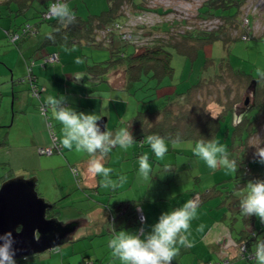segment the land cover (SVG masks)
Listing matches in <instances>:
<instances>
[{
	"label": "rangeland",
	"instance_id": "1",
	"mask_svg": "<svg viewBox=\"0 0 264 264\" xmlns=\"http://www.w3.org/2000/svg\"><path fill=\"white\" fill-rule=\"evenodd\" d=\"M205 1L206 0H141L142 4H140V6L151 7L150 12L145 13L147 23H155L157 25H160L163 22L168 23L171 27H173L171 29V34L174 39L177 40L180 37L179 34L184 32V30L190 31L193 27H206V29H211L219 25L216 23L217 21L214 18L203 20V18L198 17L197 9ZM65 2L75 15L83 17L89 14L99 13L106 9L109 5L108 0H65ZM121 5H129V7H131L128 0H123ZM122 6L120 8L121 11H123ZM35 7H37V5H33L26 12V17L28 18L27 23L32 24L38 20L36 16L32 17L31 15V12L34 11ZM158 7L163 10V14H159L154 10ZM240 10V28L244 29V33L251 39H235L227 44H224V42L220 40H215L203 44L202 46L200 45L198 48H194L195 51H193L192 54L184 52L180 53L171 46L172 55L170 64L173 71L172 76H167L161 81L162 85L165 86L155 88V81L152 80H148L146 84H143L144 80L147 79L145 75H143L139 81L134 80L125 82V87L120 90L119 93L122 97H127L128 109L126 113V105H123L121 113L126 117L128 115V118L130 119L136 111H143L144 109L152 110L163 106L165 105V102H170L169 100H171V98L169 99L167 97L174 89H176V93L186 90L188 87L195 84L199 77H208V75L211 76L214 72H217L221 63L226 64L229 62L233 69L250 73L254 77L257 76V69H264V36H262V34H264V0H247L245 4L241 6ZM6 14L7 11H2L0 15V176L8 170L13 173V175H36V190L38 194L48 203H50V201L51 203L54 202L56 198L60 199L58 202L59 213L57 214V220L61 222L76 221L77 219L70 218H72L73 215H77V212L79 213L80 211H92L94 202L98 199L97 196L99 195L96 192L92 193V191L89 192L84 190L82 186L77 185L69 167H67V170L64 166L56 167L54 170L42 169L41 161L43 162L44 160L49 165L51 164V160L57 154L50 156L40 155L39 152L35 150L34 145L31 144L25 146L24 148L18 149L17 147L20 143H30L36 133V129L38 128L37 122L34 121L32 123V121H28L27 114L32 113L33 111L34 113L38 111L35 114H40L43 118L44 114L41 110L36 111V103H34L31 99L34 96L31 95L30 91V95H28V91L25 89L24 83L16 82L17 78L22 77V74H27V63L28 60L29 63L31 60L29 52L31 54L35 51H33L30 47L31 40L27 41V39H24L21 42H12L10 40L9 35L5 33L4 24L9 25V18ZM139 15L141 14L136 16L137 23L143 19V17L140 18ZM14 17L17 19L16 24H20L23 17L21 15ZM182 20L186 21V24L182 25ZM37 25H42V32L40 33V38L42 39L44 37L43 29L49 30L50 25L46 21ZM229 30L231 38H236L241 33V31L235 27ZM19 31H21V29H19ZM103 39L105 43L109 42L105 37H103ZM124 48L126 52L132 50L131 45H126ZM60 50H65L71 53L72 51H78L75 55L77 58L80 56L81 61L78 60L79 62L77 61L74 64H67L65 66L68 71H73L74 68H85L86 60L88 64H91L94 60L104 61L107 58L109 59V49L103 46L81 43L72 47V49L60 47ZM84 55L86 57H84ZM127 62L128 60L114 61L109 68V71L123 68L118 71L124 75L128 64ZM49 65L50 63L43 65V63L39 62V67L41 69L42 67L44 68V75L48 74L46 73V69L49 70ZM126 78L128 79L127 75ZM114 81L116 83L121 82V78L118 77V79L116 78ZM50 84L56 85L54 81H51ZM12 88L16 91L14 92L15 94L13 93ZM221 88H224V86H221ZM116 94V91H113L112 95ZM246 94L249 97V103L252 99L250 90L246 91V93L245 91H242L241 98L234 105L241 108L243 105L242 100ZM104 95L107 96L106 93H104ZM103 102L106 103V100ZM113 102H115V100H113ZM99 105L100 103L98 106ZM68 108L75 111L74 106H69ZM209 109L213 115H215L218 111V108H216L215 104L213 105L212 103ZM97 112L95 114H97ZM111 112L112 116L109 122V130L113 133V135H115V133L122 126V120L117 119L120 115L119 105L118 107H112ZM253 112V107H251L245 112V114L253 116ZM79 113L82 112L79 111ZM92 114H94V112ZM48 116L50 119L52 118V122L55 124L54 129L57 131V121H55L50 113H48ZM101 116L103 115L98 117ZM236 120L237 117L232 113H228L224 116V118H221L215 139L226 147L230 156H233L238 163V170L236 174L229 171L228 177L235 175L247 176L246 174L250 173L251 175H257L256 177H258L259 180H264V163L258 162L259 158L255 155V148L259 146L264 147V121L261 122L257 130L251 134L247 143L244 141L245 145L241 147V140H235L232 137L234 136V132L237 131L236 134H239V130L244 129L245 127L244 125L236 127ZM118 126L119 128L117 130L111 131L114 127ZM123 127H125V125H123L122 128ZM157 128L158 127H154L152 124L148 126L149 131L152 133L157 131ZM133 129L134 127L131 126L129 131L133 132ZM242 136L244 140L246 135L241 134V137ZM41 141L43 142V139H41ZM131 146L138 148V143H136V145L132 144ZM74 150L75 151L70 153L72 158L79 155L75 147ZM122 150L123 148H119L118 150H116L115 147L112 148L113 160H121L123 158ZM149 162H151V160H149ZM156 171H159L158 167ZM62 172L64 174L63 176H61ZM70 175L72 178H70ZM222 176H224L223 178H228L224 174H222ZM246 179L248 180V178ZM71 182L75 187L70 188L69 191L65 188L66 186L62 187V184L68 185ZM231 184H233V180H230L229 178L226 179L225 186L228 187ZM227 187L223 188L222 191L231 188L230 186L228 188ZM239 188L240 191L244 190V185ZM154 191L159 192V189L156 187ZM82 193L85 195V198L83 199H81ZM113 194L114 192H108L105 196V200L111 196L113 201ZM235 195L238 196V193ZM210 202L216 204V197H212ZM225 208L226 212H230V209L227 208V206ZM230 213L232 214V211ZM233 215L239 216L240 214L234 212ZM91 217L92 218L89 220L94 219V217H96V213L92 212ZM254 220H259V218L253 216L250 220L237 219L233 222L234 224L232 223L233 225L231 224L232 230L234 233H237L236 235L239 237L240 233L238 232L241 229L240 224L243 225L244 229L249 230L248 228H252ZM90 229L91 225H85L81 227L80 232L78 233L75 231L69 232L68 237L63 241L64 243H61L62 245L60 244L55 248L38 254L19 258L15 260L14 263L7 264H88L87 262L93 261L92 259H95L96 256L100 255L106 248L104 238L105 233L98 235L94 233L91 234L89 232ZM261 233L262 232L258 234L261 235ZM237 251H240V249ZM62 256H64V258ZM238 261L239 263H242L243 260L238 259L232 261L231 263H236ZM207 262L205 260V263ZM196 263H199L198 260H196ZM205 263L203 262L202 264Z\"/></svg>",
	"mask_w": 264,
	"mask_h": 264
},
{
	"label": "crops",
	"instance_id": "2",
	"mask_svg": "<svg viewBox=\"0 0 264 264\" xmlns=\"http://www.w3.org/2000/svg\"><path fill=\"white\" fill-rule=\"evenodd\" d=\"M49 2V0L46 1V4ZM33 5H37L34 11L31 12L32 17H35L38 10L43 9V4L34 2ZM12 16V14L11 16H7L9 18V25L4 24L5 30L8 29L9 31H12L10 29L16 24L17 19ZM41 27L42 25H39L36 33L30 34L25 38L27 41L31 40L30 47L35 51L31 54L29 52V56L34 61L31 68L32 72L37 81H39L38 83L45 90L40 96L41 101L47 103L48 97H52L53 93H55V98L60 101L61 106H67V108L69 106H74L75 112L77 113L81 111L84 114H92L93 112L95 114L98 111L95 115H103L101 116V119L97 121L101 132H110L109 122L112 116L111 109L112 107H118L119 105L120 115L117 119L122 120V126L125 125L126 127L130 124L129 128L133 126L135 129L136 125L133 121L136 113L131 116L130 119L128 118V115L126 117L121 113L123 105H126V113L128 109L127 97H122L119 93L120 90L125 87V82H127V71L124 75L118 71L123 68L110 71L109 69L98 71L95 74V79L97 81L100 79V82H97L95 85L81 84L82 75H89L88 66L103 60H94L91 64H88L86 60L85 68H74L73 71L76 72L68 71L65 68L67 64H74L78 60L81 61L80 56L77 58L75 55L78 51H72L71 53L44 44V37L42 39L40 38V33L42 32ZM47 31L48 29H43V33H46ZM50 52H57L58 59L57 61L50 63L48 67L49 70L46 69V73L48 74L44 75V68L41 69L39 67V62L43 61V58ZM84 57L86 56L84 55ZM23 76L24 74H22V77ZM118 77L121 78V82L116 83L114 80L116 78L118 79ZM89 80L90 77H88L87 80H84V82ZM51 81H54L56 85L50 84ZM24 85L25 89L28 91V85L26 83H24ZM12 90L13 93L16 92L13 88ZM113 91H116L117 94L112 95ZM104 93H106L107 96H105ZM28 95H30L29 91ZM171 96H173V91L168 97L171 98ZM110 97H112V99L109 100ZM31 99L36 103V111L39 110V101L35 97ZM104 100H106V103L103 102ZM113 100H115L116 103L113 102ZM99 103L100 105L98 106ZM105 104H107V107H105ZM35 113L33 111L32 113H28L27 116L28 121L30 120L32 123L34 121L38 123L36 133L30 143H20L19 146L17 145L18 149L24 148L30 144L35 147L47 145L49 143L44 124L46 117L43 118L40 114ZM49 113L52 115L51 110ZM57 123L58 133L57 131L55 132L58 136L59 143L61 144L62 152L57 154L51 160V164H47L46 166L51 170H54L59 166H64L66 170L67 167H75L78 172V177L80 178L79 186H82L84 190L89 192L92 191V193L96 192L99 195L97 196L98 199L94 202L92 211H80L79 213L77 212V215H73L72 218H70L77 219L76 225L73 229V231L77 233L80 232L81 227L88 224L91 225V229L89 230L91 234L94 233L98 235L105 233L104 238L106 248L100 255L96 256L95 261L99 262L95 263H123L113 256L112 250L108 246L109 240L116 234L113 229L115 231L124 230L134 234L150 232L152 226L158 221L161 213L181 207L189 200H194L198 204L196 217L190 222L191 234L189 240L193 246L191 248L179 247L178 255L173 259L172 264H197L196 260H198V264L205 263V260L206 262L208 261L205 264H222L223 259L229 260V263L227 264L256 263L255 260H248L240 255V251L237 250L239 249V243H241L242 240H238V238H236L237 233H234L232 228H229L230 226L228 227L230 219L228 216H230L231 213L225 211L226 204L223 202L222 192L224 191H222V189L227 187L225 186L226 179H230L232 176L228 177L229 170L223 167H219L216 170L209 169L202 159L195 156L192 147L195 146L197 141L192 139L172 141L164 138L163 135H160L161 137L163 136L165 143L168 146V152L163 159H157L155 157L151 148L146 143V137L144 134L140 139H134L135 142L138 143V148L135 146H129L127 149L122 150L123 158L121 160H113L111 150L104 160V166L112 170L110 179L119 182L121 177L125 178L123 184H120L116 189H111L101 186L103 182L102 176L97 175L94 177L88 171V161L90 157L86 152L78 151V156L73 158L70 156V153L75 151V145H73L71 150L63 147L61 143L62 125H60L58 121ZM53 125H55L54 122ZM118 128L119 126L114 127L111 131L117 130ZM135 133H137L136 135H139L138 131ZM153 134L157 133L153 132ZM132 136L134 137V135ZM41 139H43V142ZM174 142L176 143L175 147H173ZM136 143H133V145H136ZM115 148L118 150L120 147L116 146ZM145 154L148 155L149 160H151V181L145 180L139 174V158ZM232 157L230 156L231 159ZM157 167L159 168V171H156ZM166 168H171V170L167 172ZM222 174L228 178H223L224 176H222ZM63 175L62 172L61 176ZM72 176L70 175V178H72ZM65 186H67V191H69L70 188L75 187L72 182L68 185L62 184V187ZM156 187L159 189V192L154 191ZM108 192H114L113 201L111 196L105 200V196ZM212 197H216V204L210 202ZM83 198H85L84 193H82L81 199ZM92 212L96 213V217L89 220L92 218ZM139 213L143 214V221L138 219ZM111 215L114 216L112 221H110ZM250 219H252V217L249 218V220ZM263 225L264 224L260 221L254 220L252 228H248L249 230L246 231H255L256 238L258 236L262 237L263 234L261 233L260 235L258 232L263 229ZM62 257L64 258V256ZM238 259L243 260L242 263H239V261L231 263Z\"/></svg>",
	"mask_w": 264,
	"mask_h": 264
},
{
	"label": "trees",
	"instance_id": "3",
	"mask_svg": "<svg viewBox=\"0 0 264 264\" xmlns=\"http://www.w3.org/2000/svg\"><path fill=\"white\" fill-rule=\"evenodd\" d=\"M46 1L48 0H1L0 15L2 11H7V16H11L12 14V17L20 15L23 17L20 24L13 25L12 29H10L12 31L7 29L5 33L9 35V37L18 34L15 39L10 38V40L12 42H21L27 37L26 35L37 32L39 27L37 24L46 21L50 25V29L43 34L44 44L52 48L60 49V47H67L72 49V47L81 43L107 47L109 49V59L95 62L88 66L90 81H96L95 74L98 71L108 70L114 61L128 60L126 67L127 81H139L141 77L145 75L147 79L144 80L143 84H146L148 80H152L155 81L154 87L160 88L165 86L162 85L161 81L167 76H172L173 68L170 64L172 55L171 46L180 53L192 54V52L195 51L194 48H198L200 45L202 46L203 44L215 40H220L224 42V44H227L235 39H251L244 33V29L240 28L241 24L239 23V16H241L240 8L247 0H206L197 9L198 17L203 18V20L214 18L219 25L215 24L217 26L211 29H206V27H193L190 31L184 30V32L179 34L180 37L177 40H175L171 34V29L173 27L168 23L163 22L157 25L155 23L150 24L146 22L145 13L150 12L151 7L140 6V4H142L141 0H128L131 7H129V5L122 6L121 3L123 0H108L109 5L107 8L99 13L89 14L85 17L74 14L76 17L75 22L69 25H65L53 17L43 16V13L47 11L50 4L55 0H49L50 2L48 4H46ZM34 2L43 4V9L38 10L36 14L38 20L30 24L27 23L28 18L25 13L33 6ZM121 6L123 11L120 9ZM154 10L159 14L164 13L159 7ZM138 14H141L139 17H143L144 19L137 23L136 16ZM181 23L184 25L186 21L182 20ZM233 27L241 31L236 38H231L230 36L229 29ZM19 29H21V31H19ZM127 34L130 36L128 37ZM262 36H264V34H262ZM103 37L109 42L105 43ZM126 45H131L132 50L126 52L124 48ZM52 53H56L58 59L57 52H50L43 58V61H41L43 65L55 62L46 61ZM33 62L32 59L30 63L28 60L27 74L21 78H17L16 82L26 83L28 85V91L39 101V110H41L42 107L45 108L44 112H41L44 114V117H46L45 128L48 133L49 143L43 146H35V150L39 152L40 148L50 147V153L39 152V154L45 156L60 154L62 152L61 144L54 130L53 122L48 116L51 105L40 99V96L45 90L38 83L39 81H37L32 72L31 68ZM262 71H264V69ZM212 75H208V77H199L195 84L184 91L176 93V89H174L173 96H171V100H169L170 102H165L163 106L152 110L144 109L143 111H137L133 121L136 128L133 129V132L130 131L131 134L134 135L133 139H140L143 134L146 138L152 135L153 133L148 129V126L152 124L154 127H158L155 132L158 135H163L164 138L168 140L178 141L192 139L199 141L202 138L206 140H215L220 119L224 118L226 114L232 113L233 106L241 98L242 91L244 92L247 86L252 85L255 91L252 106L254 114L253 116L243 114L241 119L236 123V127L244 125L245 131L240 128L239 134H236V131L232 137L235 140H241V147L245 145L244 141L247 143L251 134L254 133L259 124L264 121V78H260L258 75L254 77L250 73L235 70L229 62L226 64L221 63L219 70ZM98 82H100V79H98ZM221 86H224V88H221ZM33 92L37 94L33 95ZM52 97H55V93H53ZM211 103L213 105L215 104L216 108H218L215 115L210 112L209 107ZM136 131H138L139 135H136ZM51 134L54 135L55 140H52ZM241 134L246 135L244 140ZM232 159L235 158L232 157ZM41 163L42 169H48L46 166L47 163L44 160L43 162L41 161ZM70 171L74 176L73 179L76 184L79 185L80 178L78 177L77 169L75 167H70ZM246 175L247 176L235 175L230 177V180H233V184L229 185L231 188H228V186V189H225L222 194L223 202L226 204L227 208L230 209V212L232 211L231 216H229V228H232L231 224L237 219L249 220V218L253 217H246L241 214L239 199L238 196L235 195L240 191L239 187L245 186L247 182L251 180L258 179V177H256L257 175H251L250 173ZM11 176H13V173L9 170L5 171L0 176V183ZM246 178H248V180ZM59 201V198H56L52 203L50 201L51 207L46 211L47 217L58 218ZM234 212L240 215H233ZM113 219L114 216L111 215L110 221ZM240 227V235L236 238L244 241V250L241 251V256L250 260L257 242L256 232L246 231L242 224H240ZM262 228L263 229L259 230L262 231V237H264V225ZM67 237L68 235L66 238ZM92 260L93 261L87 263L105 264L95 263L99 262L95 261L96 259ZM14 262L15 260L8 263Z\"/></svg>",
	"mask_w": 264,
	"mask_h": 264
},
{
	"label": "clouds",
	"instance_id": "4",
	"mask_svg": "<svg viewBox=\"0 0 264 264\" xmlns=\"http://www.w3.org/2000/svg\"><path fill=\"white\" fill-rule=\"evenodd\" d=\"M48 15L65 25L74 23L76 19L65 0H55L48 10ZM257 75L264 78V71L257 69ZM47 104L51 105L53 118L62 125L63 147L71 150L75 145L76 151L88 154L90 157L88 171L94 177L97 175L103 177L102 187L116 189L123 184L124 177H121L119 182L110 179L112 170L104 166V160L112 148L119 146L127 149L136 143L129 131V124L113 135L108 131H100L97 121L101 117L95 114L77 113L61 106L60 101L55 97H48ZM146 143L157 159H163L168 152L165 139L158 134L147 136ZM175 146L174 142L173 147ZM255 149V155L259 158L258 162L264 163V147L259 146ZM192 151L195 156L205 162L209 169L216 170L223 167L233 174H236L238 170L237 161L231 159L226 147L214 139H200L192 147ZM170 170L171 168H166L167 172ZM139 174L145 180L151 181V165L146 154L139 158ZM238 199L242 215L256 216L264 224V180L247 182L244 190L238 191ZM197 207L196 201L189 200L181 207L161 213L158 221L147 233L134 234L113 229L116 234L108 244L113 256L123 264H172L173 259L178 255L179 247L193 246L189 240L190 222L196 217ZM250 258L255 260L256 264H264V237H257L255 249ZM8 259L7 251L0 249V261L6 262Z\"/></svg>",
	"mask_w": 264,
	"mask_h": 264
},
{
	"label": "water",
	"instance_id": "5",
	"mask_svg": "<svg viewBox=\"0 0 264 264\" xmlns=\"http://www.w3.org/2000/svg\"><path fill=\"white\" fill-rule=\"evenodd\" d=\"M90 74H83L81 84L95 85L96 81H85ZM252 99L248 103L247 94L241 108L233 106L232 114L236 123L253 106L254 87L247 86ZM37 176L13 175L0 183V249L6 250L9 259L0 264L38 254L60 245L69 232L73 231L76 221L61 222L46 216L51 207L36 190Z\"/></svg>",
	"mask_w": 264,
	"mask_h": 264
},
{
	"label": "built area",
	"instance_id": "6",
	"mask_svg": "<svg viewBox=\"0 0 264 264\" xmlns=\"http://www.w3.org/2000/svg\"><path fill=\"white\" fill-rule=\"evenodd\" d=\"M55 2V1H54ZM54 2H52L51 4H50V6L54 3ZM50 6L48 7V9H47V11L45 12V13H43V16L44 17H49V15H48V10H49V8H50ZM144 19V18H143ZM142 19V20H143ZM141 20V21H142ZM140 21V22H141ZM128 27V26H127ZM129 28V27H128ZM129 33V32H128ZM18 36V34H14V35H11L10 36V38L11 39H15L16 37ZM127 36L129 37L130 35L129 34H127ZM57 60V54L56 53H52L49 57H48V59H46V61H56ZM34 94L33 95H36L37 93L36 92H33ZM44 110H45V108H41V111L42 112H44ZM52 136V140H55V137H54V135L53 134H51ZM50 151H51V149H50V147H48V148H40L39 149V152L40 153H50ZM138 219L140 220V221H143L144 220V216H143V214L142 213H139L138 214ZM239 249H240V251H243L244 250V243L243 244H240L239 245ZM227 263H229V260L228 259H223V263L222 264H227Z\"/></svg>",
	"mask_w": 264,
	"mask_h": 264
},
{
	"label": "flooded vegetation",
	"instance_id": "7",
	"mask_svg": "<svg viewBox=\"0 0 264 264\" xmlns=\"http://www.w3.org/2000/svg\"><path fill=\"white\" fill-rule=\"evenodd\" d=\"M244 242H241V243H239V244H243Z\"/></svg>",
	"mask_w": 264,
	"mask_h": 264
}]
</instances>
